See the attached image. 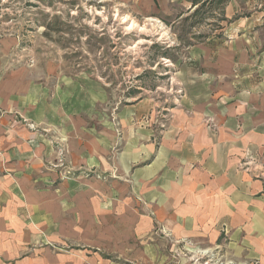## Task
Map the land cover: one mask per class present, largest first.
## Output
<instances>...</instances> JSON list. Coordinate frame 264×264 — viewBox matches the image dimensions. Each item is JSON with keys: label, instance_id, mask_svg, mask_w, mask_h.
Listing matches in <instances>:
<instances>
[{"label": "rangeland", "instance_id": "rangeland-1", "mask_svg": "<svg viewBox=\"0 0 264 264\" xmlns=\"http://www.w3.org/2000/svg\"><path fill=\"white\" fill-rule=\"evenodd\" d=\"M144 1L0 0L1 73L38 82L73 125L68 137L52 123L22 119L50 155L4 201L14 207L0 208V264H81L98 256L118 264L235 263L229 250L176 238L154 220L157 201L143 199L145 175L135 171L143 158L123 156L135 138L148 141L147 129L159 146L181 95L177 71L221 19H204L203 4L198 14L165 20ZM79 140L100 149L82 157ZM143 216L152 218L149 226ZM151 248L155 255L144 254Z\"/></svg>", "mask_w": 264, "mask_h": 264}, {"label": "crops", "instance_id": "crops-1", "mask_svg": "<svg viewBox=\"0 0 264 264\" xmlns=\"http://www.w3.org/2000/svg\"><path fill=\"white\" fill-rule=\"evenodd\" d=\"M203 4L204 19L218 15L220 24L190 46L177 71L181 95L159 146L147 129L148 141L135 138L123 156L143 158L135 170L145 175L143 199L157 201L154 220L170 225L176 238L229 250L234 264H264V0H145L143 8L169 20L198 14ZM68 118L58 116L38 82L23 72L1 73L0 66V208L14 207L4 201L50 155L22 119L52 123L69 137ZM79 142L82 157L100 149ZM152 177L158 186H148ZM142 220L149 226L152 218ZM87 260L81 264H118L102 256Z\"/></svg>", "mask_w": 264, "mask_h": 264}]
</instances>
